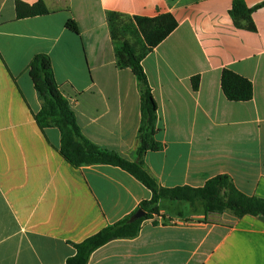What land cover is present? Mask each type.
Segmentation results:
<instances>
[{
    "label": "crops",
    "instance_id": "0c3cea01",
    "mask_svg": "<svg viewBox=\"0 0 264 264\" xmlns=\"http://www.w3.org/2000/svg\"><path fill=\"white\" fill-rule=\"evenodd\" d=\"M16 1H42L50 14L18 20ZM234 1L0 0V264H67L76 244L152 198L119 167H73L59 153V130L43 132L34 117L41 101L28 67L45 53L83 135L137 161L141 87L117 65L108 12L171 14L178 22L142 63L162 146L145 156L149 173L167 188L228 175L241 192L264 199V7L253 13L252 32L235 25ZM71 19L79 34L67 28ZM224 69L253 83L252 100L226 98ZM162 207L136 238L106 244L89 264H264L263 216L207 214L199 203Z\"/></svg>",
    "mask_w": 264,
    "mask_h": 264
},
{
    "label": "trees",
    "instance_id": "16d2710c",
    "mask_svg": "<svg viewBox=\"0 0 264 264\" xmlns=\"http://www.w3.org/2000/svg\"><path fill=\"white\" fill-rule=\"evenodd\" d=\"M264 7V2L249 8L243 0H236L230 14L235 25L244 30L255 32L253 21L255 10ZM17 19L44 16L50 10L44 2L28 5L16 1ZM107 21L110 35L121 69L132 70L141 87V126L139 129V147L137 161H129L115 151L101 148L88 140L82 133L77 115L71 107L70 99L65 96L57 81L52 58L45 53L37 54L30 62L28 70L35 90L41 101V110L34 114L37 124L43 132L48 128H57L61 134L60 155L76 169L92 165H111L131 174L152 192V198L143 201L139 209L146 211L140 220H132L134 214L109 225L101 232L76 244V254L67 264H89L92 254L99 248L118 239H134L142 224L161 215L165 201L201 204L207 214L230 212L236 218L245 216L264 217V199L252 197L241 192L228 175H219L209 179L203 187L180 186L163 187L149 173L145 165V156L149 151H159L162 146L157 141L158 107L154 98L143 60L160 45L178 26L171 14H162L154 18L127 17L120 13L108 12ZM67 28L79 34L78 24L69 20ZM193 88L198 90L200 78H193ZM224 95L231 102H248L253 99V83L233 72L224 69L221 78Z\"/></svg>",
    "mask_w": 264,
    "mask_h": 264
},
{
    "label": "water",
    "instance_id": "95a60500",
    "mask_svg": "<svg viewBox=\"0 0 264 264\" xmlns=\"http://www.w3.org/2000/svg\"><path fill=\"white\" fill-rule=\"evenodd\" d=\"M146 215V211L139 209L133 216L134 221L142 219Z\"/></svg>",
    "mask_w": 264,
    "mask_h": 264
},
{
    "label": "rangeland",
    "instance_id": "374dc122",
    "mask_svg": "<svg viewBox=\"0 0 264 264\" xmlns=\"http://www.w3.org/2000/svg\"><path fill=\"white\" fill-rule=\"evenodd\" d=\"M164 203H169V201H165ZM184 205L188 204V203H183ZM164 207H165V204H164Z\"/></svg>",
    "mask_w": 264,
    "mask_h": 264
}]
</instances>
